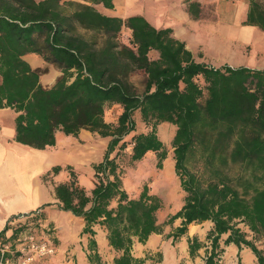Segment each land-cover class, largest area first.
Segmentation results:
<instances>
[{
    "label": "trees",
    "instance_id": "1",
    "mask_svg": "<svg viewBox=\"0 0 264 264\" xmlns=\"http://www.w3.org/2000/svg\"><path fill=\"white\" fill-rule=\"evenodd\" d=\"M97 2L112 6V0H0V107L15 111L13 138L42 148L54 143L57 129L76 135L86 128L108 137L101 159L91 165L89 190L77 183L70 166L67 179L52 185L57 208L82 219L87 261L100 263L93 224L103 227L116 251L112 264H142L145 256L131 252L133 239L144 242L163 223L179 218L167 233L172 240L188 224L210 220L203 264H218L222 233L223 244H243L264 264L262 250L236 225L241 221L253 234H264V67L196 60L170 27H154L140 14L102 13L91 4ZM243 23L264 29V5L250 0ZM76 27L101 38H87ZM122 27L128 28L126 41L117 39ZM25 52H37L59 68L50 85L38 79L46 66L31 67ZM136 68L145 74L140 93L128 79ZM111 102L120 106L112 122L103 118ZM134 111L144 130L134 131ZM160 121L175 125L173 170L183 194L179 207L157 222L160 198L145 183L135 196L128 195L118 151L129 144L130 161L152 152L160 167L166 152L156 133ZM195 149L209 172L205 181L187 165ZM228 165H236L232 174L224 171ZM58 169L51 166L52 172ZM16 216L4 223L0 236L9 227L11 234L21 232L36 215L10 225ZM186 240L190 256L203 244L195 235Z\"/></svg>",
    "mask_w": 264,
    "mask_h": 264
},
{
    "label": "crops",
    "instance_id": "2",
    "mask_svg": "<svg viewBox=\"0 0 264 264\" xmlns=\"http://www.w3.org/2000/svg\"><path fill=\"white\" fill-rule=\"evenodd\" d=\"M249 4L250 0H112L111 7L103 6L110 12L102 13L122 18L140 14L154 27H170L172 36L182 40L196 60L219 65L227 63L230 54H244L247 50L258 57L256 64L249 67L261 68L264 67V29L243 23ZM31 53L22 55L31 67L46 62ZM47 63L53 66L52 62ZM41 80L40 75V83ZM111 103L118 105V114L119 104ZM14 115L11 107H0V229L11 215L37 207L41 210L57 207L53 183L67 179L66 166L75 171L78 167L89 169L93 177L91 165L101 159L108 140L107 136L86 128H80L76 135L57 129L53 144L32 147L13 138ZM62 153H65L64 161L58 162ZM52 165H59V169L52 172ZM93 180L94 177L86 190L93 186Z\"/></svg>",
    "mask_w": 264,
    "mask_h": 264
},
{
    "label": "rangeland",
    "instance_id": "3",
    "mask_svg": "<svg viewBox=\"0 0 264 264\" xmlns=\"http://www.w3.org/2000/svg\"><path fill=\"white\" fill-rule=\"evenodd\" d=\"M61 1V0H59ZM82 1V0H78ZM229 1V0H227ZM264 5V0H261ZM97 10L110 12L103 7L99 2L91 3ZM72 6L68 5L66 8L69 10ZM76 32L82 33L85 37L90 38L94 32L83 30L76 27ZM95 37L100 40L101 35L95 34ZM117 39L120 41L127 40V30L122 27L117 34ZM40 41V39H38ZM30 55L34 57H41L37 52H32ZM31 62L32 58H29ZM258 57L254 56L247 50L244 54L234 52L229 55L227 60L228 65L238 66H254ZM43 64L39 67L46 66V71L41 73V83L50 84L59 75V68L53 64ZM52 66L51 68H49ZM55 69V70H54ZM54 71L56 73H54ZM39 75V79H40ZM145 74L141 69H134L128 74V79L134 85L136 92L140 93L143 89ZM51 78V79H50ZM118 105L108 103L104 107L103 116L106 121H114L117 115ZM133 118L135 120L134 131L144 130L143 123L140 120L138 111H134ZM175 125L168 121H160L156 125V133L163 142L165 148V157L161 160V166H155L156 157L152 152H146L145 155L136 161L129 160L130 145L126 144L121 150L118 151L120 161L123 164L122 186L127 191L128 195L135 196L142 184L147 185L148 192H154L160 198L161 205L156 213L157 222L165 219L166 215L175 211L181 204L183 191L179 187L177 176L173 170L172 161V148L171 137ZM130 133V132H129ZM129 133L124 136L128 138ZM91 134L94 136L91 132ZM199 150L195 149L190 157L187 165L190 169L198 174L202 181L208 179L209 172L203 166L201 158L198 156ZM54 157H58L55 156ZM57 159L58 162L64 161L65 153H62ZM236 165H228L224 168L227 174H232L236 169ZM74 170V169H73ZM77 171V173H76ZM74 170L76 181L79 185L89 187L92 183V173L89 169L78 167ZM68 173V170H67ZM45 176V174L43 175ZM48 209V208H47ZM23 216L18 215L9 222L21 221ZM14 222V223H15ZM179 223V218H175L170 224L163 223L160 232L151 233L147 236L144 242H139L133 239L131 245V252L135 256H145L142 264H203V259L206 254V249L209 247V240L205 238L206 231L211 225L210 220L205 219L199 222L190 223L187 225L186 232L180 237L172 240L171 236L167 235L172 228ZM82 219L78 216L71 214L69 211H62L57 207H49L48 210H41L34 218L29 219L26 229L35 228L39 235L47 236L54 245V252L35 258L31 264H89L87 261L86 253L90 251L88 247V234L81 232ZM245 233L247 238H251L257 247H259L264 254V234H253L241 221L236 223ZM93 237L96 243V250L99 254V264H112V257L116 254L106 242L105 230L99 224H93ZM12 228H6L4 234L0 236V243H11L13 247L16 243L15 237L17 234H11ZM226 233H222L219 237L220 247L222 248L217 255L218 264H257L256 259L249 247L241 244L237 247L232 242L223 244L222 239ZM195 235L203 244L196 249V252L190 256L187 252V237ZM10 258L5 264H15V254L10 255Z\"/></svg>",
    "mask_w": 264,
    "mask_h": 264
},
{
    "label": "built area",
    "instance_id": "4",
    "mask_svg": "<svg viewBox=\"0 0 264 264\" xmlns=\"http://www.w3.org/2000/svg\"><path fill=\"white\" fill-rule=\"evenodd\" d=\"M39 210V208H35L20 215L23 217L35 216L39 214ZM25 213L26 215H23ZM15 241L13 247H10L11 243H0V264H5L10 259L7 255L4 256L6 252H11L10 255L15 254V264H30L35 258L53 253L55 250L53 242L47 236L39 235L35 228L19 232Z\"/></svg>",
    "mask_w": 264,
    "mask_h": 264
}]
</instances>
